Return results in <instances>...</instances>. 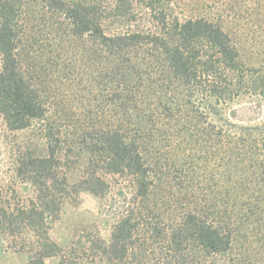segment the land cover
<instances>
[{"label":"trees","instance_id":"16d2710c","mask_svg":"<svg viewBox=\"0 0 264 264\" xmlns=\"http://www.w3.org/2000/svg\"><path fill=\"white\" fill-rule=\"evenodd\" d=\"M36 24L81 55L79 70L68 68L79 58L65 62L61 89L30 56ZM241 52L222 23L181 19L168 0H0V118L12 131L37 125L42 141L11 148L33 196L0 195V241L22 236L38 264H87L88 252L96 264H264V122L229 115L246 96L264 99V68ZM165 149L174 216L154 199ZM73 153L87 156L80 187L113 214L110 240L82 242L78 259L46 226Z\"/></svg>","mask_w":264,"mask_h":264},{"label":"rangeland","instance_id":"374dc122","mask_svg":"<svg viewBox=\"0 0 264 264\" xmlns=\"http://www.w3.org/2000/svg\"><path fill=\"white\" fill-rule=\"evenodd\" d=\"M171 9L181 18L207 16L220 22L223 26L238 37L241 44L243 60L249 66L264 68V0H168ZM31 27V26H30ZM28 31V48L34 62L46 70L50 81L61 89V82L67 75L65 62L70 58H79L80 53L71 51L68 55L61 48L53 46L54 37L47 29L41 31L39 25ZM49 31V30H48ZM75 50V49H74ZM73 52V53H72ZM77 54V55H76ZM79 61H75L68 68H78ZM76 65V67H74ZM84 72L83 69H80ZM81 71H79L81 73ZM62 78V79H61ZM60 89L54 94L57 98H65ZM82 99L84 97L81 92ZM85 98V97H84ZM230 119L238 124H255L264 122V99L246 96L236 101L231 107ZM38 140L40 136L37 125L24 130L12 131L7 129L0 118V195L6 196L11 202L18 198H30L33 189L22 182L21 178L14 177L12 171L11 148L15 150L19 145L29 140ZM159 162V180L154 199L159 202L160 210L165 215L174 216V199L178 196L174 189V150H161ZM67 169L68 190L60 199L61 206L54 219L47 222L48 236L52 241L60 244L71 258H81L84 253L79 244L88 242L97 235L109 241L111 236L112 213L102 209L100 198L90 191L80 187L86 155L72 154ZM179 189V188H178ZM193 200V199H191ZM87 264H96L93 254L87 253ZM33 261L39 263V254L35 247H31L25 238L14 237L0 241V264H28ZM60 257H47L43 264H60Z\"/></svg>","mask_w":264,"mask_h":264}]
</instances>
